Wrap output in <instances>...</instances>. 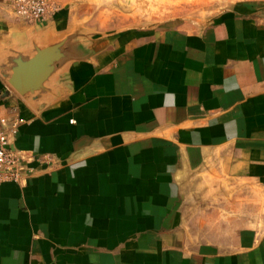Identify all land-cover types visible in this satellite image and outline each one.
<instances>
[{
    "label": "crops",
    "instance_id": "crops-1",
    "mask_svg": "<svg viewBox=\"0 0 264 264\" xmlns=\"http://www.w3.org/2000/svg\"><path fill=\"white\" fill-rule=\"evenodd\" d=\"M10 2L0 118L30 171L0 183V264H264V0L156 23L144 0H55L41 23ZM62 42L41 89H14L17 59ZM221 183L252 192L188 224L186 195Z\"/></svg>",
    "mask_w": 264,
    "mask_h": 264
},
{
    "label": "rangeland",
    "instance_id": "rangeland-1",
    "mask_svg": "<svg viewBox=\"0 0 264 264\" xmlns=\"http://www.w3.org/2000/svg\"><path fill=\"white\" fill-rule=\"evenodd\" d=\"M215 1L211 0V3L205 4L206 0L204 2L199 0H144L146 4L138 7L137 11L134 10V14L136 12L138 16H141L142 12V17L147 22L153 23L166 19L190 21L210 17L214 12L225 7L220 3L217 5ZM251 192L246 185L221 183L217 186H202L186 195L183 210L186 212L187 223L189 224L191 219L196 217L205 218L206 212H211L216 208L236 209L237 200L242 203L243 194L247 196ZM238 195L240 198H236ZM245 207L251 208V202H245Z\"/></svg>",
    "mask_w": 264,
    "mask_h": 264
},
{
    "label": "built area",
    "instance_id": "built-area-1",
    "mask_svg": "<svg viewBox=\"0 0 264 264\" xmlns=\"http://www.w3.org/2000/svg\"><path fill=\"white\" fill-rule=\"evenodd\" d=\"M10 7L16 18L29 23H41L56 9L55 0H11ZM18 123L0 118V183L16 181L21 183L30 169L27 157L10 149V135L16 133ZM47 161H51L47 158Z\"/></svg>",
    "mask_w": 264,
    "mask_h": 264
},
{
    "label": "water",
    "instance_id": "water-1",
    "mask_svg": "<svg viewBox=\"0 0 264 264\" xmlns=\"http://www.w3.org/2000/svg\"><path fill=\"white\" fill-rule=\"evenodd\" d=\"M63 44L64 42L38 49L37 53L29 59H17L9 78L14 89L21 95L41 89L62 56L60 48Z\"/></svg>",
    "mask_w": 264,
    "mask_h": 264
}]
</instances>
